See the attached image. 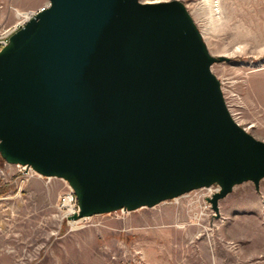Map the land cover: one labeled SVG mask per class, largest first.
Listing matches in <instances>:
<instances>
[{
	"label": "water",
	"instance_id": "95a60500",
	"mask_svg": "<svg viewBox=\"0 0 264 264\" xmlns=\"http://www.w3.org/2000/svg\"><path fill=\"white\" fill-rule=\"evenodd\" d=\"M180 1L49 0L0 50V156L66 181L74 220L264 180Z\"/></svg>",
	"mask_w": 264,
	"mask_h": 264
},
{
	"label": "rangeland",
	"instance_id": "374dc122",
	"mask_svg": "<svg viewBox=\"0 0 264 264\" xmlns=\"http://www.w3.org/2000/svg\"><path fill=\"white\" fill-rule=\"evenodd\" d=\"M180 1L215 57L212 66L235 121L264 142V0ZM49 0H0V36ZM0 264H264V180L219 203L218 217L195 191L154 208L85 218L59 204L61 179L35 177L0 156Z\"/></svg>",
	"mask_w": 264,
	"mask_h": 264
},
{
	"label": "built area",
	"instance_id": "2783aa9c",
	"mask_svg": "<svg viewBox=\"0 0 264 264\" xmlns=\"http://www.w3.org/2000/svg\"><path fill=\"white\" fill-rule=\"evenodd\" d=\"M27 21L23 20V19L20 20L12 28L7 30L2 36H0V50L9 43V38L13 34H15L17 31H19L26 24ZM5 164L8 166H15L18 168V170L20 172H24L25 177L22 179V182L28 181L31 178H35V177H40V178L43 177V176L37 174L31 168H28L26 166L9 165L7 163H5ZM2 174L3 173H0V176H2ZM199 190H205L206 191V193L203 194L200 198L201 199L203 198L204 202L206 203V209L208 211L212 212L213 210H212L211 204L208 202V199L212 198L216 193H218L220 191V187L218 185H213L209 188H203V189H199ZM199 190H196V191H199ZM193 192H195V191H193ZM193 192H191V193H193ZM191 193H189V194H191ZM186 195H188V194H186ZM186 195H184V196H186ZM59 204L65 213L64 214L65 217L71 218L73 220V217L79 213L78 200H77V197H76L74 190L70 186H69L68 190L63 195H61L59 197ZM122 212H125V211H122ZM83 220L84 219L76 220V224H79Z\"/></svg>",
	"mask_w": 264,
	"mask_h": 264
},
{
	"label": "bare ground",
	"instance_id": "6f19581e",
	"mask_svg": "<svg viewBox=\"0 0 264 264\" xmlns=\"http://www.w3.org/2000/svg\"><path fill=\"white\" fill-rule=\"evenodd\" d=\"M42 9V8H41ZM33 15H35V12H30V13H22V12H18L17 16L18 17H23L25 18V20L27 21L28 19H30ZM73 221L76 223V220L73 219Z\"/></svg>",
	"mask_w": 264,
	"mask_h": 264
}]
</instances>
